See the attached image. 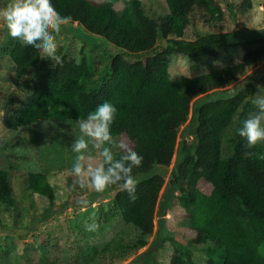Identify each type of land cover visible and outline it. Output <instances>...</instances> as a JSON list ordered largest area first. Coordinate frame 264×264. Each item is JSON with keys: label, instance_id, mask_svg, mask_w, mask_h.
I'll use <instances>...</instances> for the list:
<instances>
[{"label": "trees", "instance_id": "obj_1", "mask_svg": "<svg viewBox=\"0 0 264 264\" xmlns=\"http://www.w3.org/2000/svg\"><path fill=\"white\" fill-rule=\"evenodd\" d=\"M235 1L241 6L250 2ZM51 2L62 16L72 17L70 31L76 22L122 50L110 54V72L101 75L96 89L89 87L88 59L61 54L62 66L54 68L51 63L32 79V91L21 103L8 107L5 125L16 129L45 119H85L98 104L112 103L117 113L111 128L125 133L129 146L143 156L142 165L133 169L139 180L137 198L130 200L120 189L113 194L124 221L148 235L155 225L161 233L169 208L188 218L195 240L175 242L170 264H264V159L259 158L264 142L249 148L237 134L228 138L230 147L223 150L242 90L230 96V90L222 88L255 65L261 50L251 48L253 34L247 32L240 36L244 48L240 60L189 76L172 78L168 71L172 53L186 55L192 69H198L234 43L231 37L238 31L220 26L231 2L167 0L168 11L160 19L145 12L142 0ZM145 52L149 53L141 59ZM10 57L16 82L41 59L36 49L18 40ZM250 104H245L242 115ZM30 175L31 189L53 205L46 174ZM202 180L209 183L208 192L200 187ZM0 203L17 206L11 174L4 167Z\"/></svg>", "mask_w": 264, "mask_h": 264}, {"label": "rangeland", "instance_id": "obj_2", "mask_svg": "<svg viewBox=\"0 0 264 264\" xmlns=\"http://www.w3.org/2000/svg\"><path fill=\"white\" fill-rule=\"evenodd\" d=\"M7 2L8 0H0V7ZM229 2L230 6L225 8L220 26L224 30L238 31L231 37L234 43L227 46L212 63L201 62L198 69H192L191 61L182 53H172L168 65L172 78L210 71L240 60L244 53L239 42L240 36L247 32L253 34L251 36L254 40L250 46L260 48L258 62L248 66L222 87L224 90H231L233 86L246 82L239 94L237 113L224 136V151L230 147L228 138L237 135L236 130L242 126L243 120L257 111L252 103L253 98L264 94V0H250L249 5L242 6L235 0ZM142 4L145 12L156 19H160L168 11L167 0H142ZM72 26V31L69 24L56 36L57 54H65L76 60L86 57L92 71L89 87L96 89L103 80L101 75L106 77L110 72V54L122 49L103 36L77 26L76 22ZM187 33L190 34V31ZM16 41L6 30H0V113H4L0 117V167L10 172L17 199L16 208H7L0 203V264H170L175 242L191 243L195 240L189 219L181 212L169 208L161 233L159 225H155L152 233L143 235L124 221L115 206L113 194L119 190V186L111 190L108 188L103 193L90 188L68 190L74 179L69 174L75 156L70 145L80 134L77 119H45L16 129L5 125L4 117L8 113V107L19 105L25 95L32 91V79L52 63L50 60L40 59L16 82V66L10 57ZM148 53H143L141 59ZM247 102L251 104L246 114L242 115ZM184 126L185 124L181 128ZM111 131L114 138L131 144L125 133L112 128ZM85 155L86 163L100 162L99 153L95 149H90ZM169 168L166 174L169 173ZM32 172L46 174L53 187V205H50L47 196L31 189ZM199 185L206 192L210 190L209 183L204 180ZM163 191L164 189L160 192V198L163 197ZM96 196L100 198L94 199L86 207L76 205L77 199L88 201ZM93 217L99 228L94 232L86 231L85 225Z\"/></svg>", "mask_w": 264, "mask_h": 264}, {"label": "clouds", "instance_id": "obj_3", "mask_svg": "<svg viewBox=\"0 0 264 264\" xmlns=\"http://www.w3.org/2000/svg\"><path fill=\"white\" fill-rule=\"evenodd\" d=\"M71 21V16H62L56 11L51 0H8L0 7V30H6L13 40L36 49L39 57L50 60L54 68L63 64L61 56L57 54L56 36ZM244 83L246 82L233 86L229 95H237L244 88ZM252 103L257 111L243 120L242 126L236 130L247 141L249 148L264 142V94L256 95ZM116 113V106L104 101L89 112L85 119L76 121L80 134L70 145L75 156L69 173L74 177L69 191L90 188L97 193H103L109 187L118 185L120 191L126 192L130 200L137 198L136 187L139 180L134 176L133 169L142 165L143 156L125 140L113 137L111 126ZM3 115L4 113H0V117ZM90 149L98 151L99 163H86L85 154ZM113 149L119 150L118 156ZM259 158L264 159V155ZM87 204L86 199L76 200L79 207H86ZM98 228L95 217L85 225L86 231L90 232L97 231Z\"/></svg>", "mask_w": 264, "mask_h": 264}]
</instances>
